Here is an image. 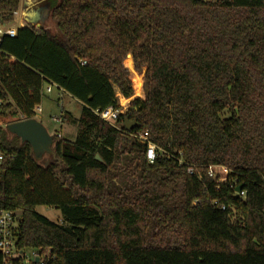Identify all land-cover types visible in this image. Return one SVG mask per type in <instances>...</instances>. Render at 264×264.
Wrapping results in <instances>:
<instances>
[{
  "label": "trees",
  "instance_id": "obj_1",
  "mask_svg": "<svg viewBox=\"0 0 264 264\" xmlns=\"http://www.w3.org/2000/svg\"><path fill=\"white\" fill-rule=\"evenodd\" d=\"M20 1L0 0V27ZM50 17L57 33L0 36V209L21 211L17 245L50 248L49 264H264V0H53ZM127 56L145 97L116 128L95 110L133 95ZM45 82L81 109L43 161L6 125L34 117Z\"/></svg>",
  "mask_w": 264,
  "mask_h": 264
},
{
  "label": "rangeland",
  "instance_id": "obj_2",
  "mask_svg": "<svg viewBox=\"0 0 264 264\" xmlns=\"http://www.w3.org/2000/svg\"><path fill=\"white\" fill-rule=\"evenodd\" d=\"M53 0H21L19 8H18V20H20L21 17L24 21H22L21 26H25L28 24H38L43 23L49 26V30L52 33H57V28L55 26V23L50 17V5ZM17 13V12H16ZM16 13L14 14V20L16 17ZM21 21V20H20ZM5 27H0V30H4ZM2 33H0L1 36ZM128 57H125L123 60L124 67L127 70L128 78L131 82L132 88H133V95L131 97H139L141 99H144L145 97V90L143 87L144 83V71L145 67H142L141 69H137L134 66L133 59L131 57V64L133 65L134 69L137 73H139L142 78L139 79L136 84H138V88L136 87V84L134 83V79L131 77V70L127 69L125 66V60ZM47 84H43V97L41 98L40 108L41 110L37 112V115L35 116V119H37L41 124L46 128L48 133L52 134L55 130L62 132L64 137L73 138L76 134L77 126L76 123L73 120L74 118L79 116L80 109H81V103L74 99L70 98L68 96L59 97L56 94V90L53 88L51 92H46L44 90L46 88ZM119 98V97H118ZM131 99V98H130ZM119 100V99H118ZM117 100V101H118ZM121 103L123 102V105H127L129 102L124 101V99H120ZM69 111L71 114V117H68L66 121L62 122L60 120V113L61 109ZM53 118H57L58 120H53ZM46 156L43 155L41 160H45ZM36 212L39 214L45 216L51 221L54 222H61L62 217L60 210L53 207H48L45 205H38L35 207ZM27 252H30V249L27 250Z\"/></svg>",
  "mask_w": 264,
  "mask_h": 264
},
{
  "label": "built area",
  "instance_id": "obj_3",
  "mask_svg": "<svg viewBox=\"0 0 264 264\" xmlns=\"http://www.w3.org/2000/svg\"><path fill=\"white\" fill-rule=\"evenodd\" d=\"M0 33H7L10 36L15 34V28L10 27L8 29L0 30ZM46 92L50 91V85L45 89ZM62 90V89H61ZM128 105H123V103L117 101L116 106H108L104 109L95 110V113L107 123L119 128L117 119L120 113H123L127 109ZM41 110L40 105H36L33 108L34 117L37 112ZM53 120H58L53 118ZM140 142L146 145L145 154L149 162L155 159L156 151L155 145L148 140L147 132H133L130 133ZM60 134L57 132L56 134ZM152 153V158H149V152ZM2 159V154L0 153V160ZM191 170V169H189ZM228 169L222 165H210L208 167V175L217 178V180L222 181L227 177ZM242 193V192H241ZM17 217L16 213L9 210L0 209V254L1 263L0 264H49L55 259V254L50 248L42 250L40 248L31 247H20L17 245ZM30 249V252L27 250Z\"/></svg>",
  "mask_w": 264,
  "mask_h": 264
},
{
  "label": "water",
  "instance_id": "obj_4",
  "mask_svg": "<svg viewBox=\"0 0 264 264\" xmlns=\"http://www.w3.org/2000/svg\"><path fill=\"white\" fill-rule=\"evenodd\" d=\"M37 24L36 26H39ZM136 125L135 121H128L124 119V127L131 129ZM6 129L15 134L21 142H27L31 146L32 153L36 160L42 158L45 153H52V135L48 133L46 128L35 117L18 120L6 125ZM97 158L98 155L96 156ZM235 190L240 191V186H237ZM21 211H18L16 215H19Z\"/></svg>",
  "mask_w": 264,
  "mask_h": 264
},
{
  "label": "crops",
  "instance_id": "obj_5",
  "mask_svg": "<svg viewBox=\"0 0 264 264\" xmlns=\"http://www.w3.org/2000/svg\"><path fill=\"white\" fill-rule=\"evenodd\" d=\"M20 2H21V1H20ZM16 12H17V11H16ZM16 12H15V13H16ZM22 18H23V17L20 18L21 21L15 18L14 23H13V25H12L11 27H13V28H15V29H16V27H20L21 24H22V21H24ZM38 24L42 25L44 28H46V29L49 30V26L46 25V24H44V22H43V23H38ZM35 25H37V24H35ZM127 57H128V56H127ZM129 58H130V61H131V57H129ZM45 83L47 84V86L50 85V91H49V92H51V91L53 90V88L56 90V94H57L58 98H59V97H63V96H68V97H70V98H73V97H71L68 93H66V92H64L63 90L57 88L54 84H48L47 82H45ZM47 86H46V88H47ZM46 88H45V89H46ZM45 89H44V90H45ZM116 95H117V99H119V100H118L119 102H121L120 99L122 98V99H124V101L126 102V104H127V102H129L130 98H133V97L125 98V97H123L118 91H116ZM42 97H43V96H42ZM118 97H119V98H118ZM40 103H41V102H40ZM122 103H123V102H122ZM123 104H124V103H123ZM39 105H40V104H39ZM127 105H128V104H127ZM60 133L62 134V132H60Z\"/></svg>",
  "mask_w": 264,
  "mask_h": 264
},
{
  "label": "clouds",
  "instance_id": "obj_6",
  "mask_svg": "<svg viewBox=\"0 0 264 264\" xmlns=\"http://www.w3.org/2000/svg\"><path fill=\"white\" fill-rule=\"evenodd\" d=\"M149 158H150V159L152 158V153H151V151L149 152Z\"/></svg>",
  "mask_w": 264,
  "mask_h": 264
}]
</instances>
